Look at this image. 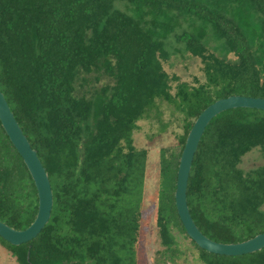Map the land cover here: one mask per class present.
<instances>
[{
    "label": "trees",
    "instance_id": "1",
    "mask_svg": "<svg viewBox=\"0 0 264 264\" xmlns=\"http://www.w3.org/2000/svg\"><path fill=\"white\" fill-rule=\"evenodd\" d=\"M176 53L197 57L204 80L177 82L172 93L177 77L162 62ZM102 77L98 87L81 88ZM0 91L52 193L49 218L34 238L18 245L0 238V244L17 264H134L136 204L115 201L99 210V189L88 196L85 186L105 181L107 162L120 159L127 167L137 160L131 132L162 102L183 114L186 134L219 97L264 98V0H0ZM185 134L178 151L161 159L153 219L162 254L170 255L174 228L201 264H264V246L225 256L186 235L173 202ZM253 148L264 157V110L226 109L203 129L186 203L212 240L241 241L264 230V164L238 166ZM116 168L114 196L126 193ZM36 203L27 169L0 126V220L24 228Z\"/></svg>",
    "mask_w": 264,
    "mask_h": 264
},
{
    "label": "rangeland",
    "instance_id": "2",
    "mask_svg": "<svg viewBox=\"0 0 264 264\" xmlns=\"http://www.w3.org/2000/svg\"><path fill=\"white\" fill-rule=\"evenodd\" d=\"M201 66L197 57H192L187 53H176L162 62V68L168 76L177 77V80L170 81V91L173 93L176 90L177 82H185L189 85L202 82L204 77ZM100 79L97 82L83 85L81 88H96L104 82L103 77ZM183 123V114L175 111L169 104L162 102L154 109L151 108L144 117L136 121L137 127L131 132V139L137 150V160H133L127 167L122 165L120 159L105 162L111 167L110 171L104 175L105 181L100 183L101 179H98L85 186L88 196H93L94 191L99 189L101 199L94 200L99 210L107 211L108 206L114 204L115 201L116 203L136 204L139 216L136 221L137 236L132 249L135 256L134 264H201L197 250L174 228H170L175 241L174 247L172 246L174 241L171 239L170 255L162 254L163 246L160 244L153 219L157 195L160 196L161 168L165 169L161 159L170 152L178 151V146L185 134ZM261 164H264V157L258 149L253 148L241 157L238 166L246 170ZM117 166H120L123 179H126V181L123 179L119 181L124 186L126 185V193L114 196L112 193L119 186L112 172L117 169ZM100 201L105 202L100 203ZM261 208L264 210V202ZM112 213L114 212L110 214ZM0 264H17L9 250L1 244Z\"/></svg>",
    "mask_w": 264,
    "mask_h": 264
},
{
    "label": "water",
    "instance_id": "3",
    "mask_svg": "<svg viewBox=\"0 0 264 264\" xmlns=\"http://www.w3.org/2000/svg\"><path fill=\"white\" fill-rule=\"evenodd\" d=\"M244 107L264 110V98L230 94L219 97L207 104L194 118L184 138L178 157L173 191L176 214L186 235L201 249L225 256H238L259 250L264 246V230L241 241L218 242L204 235L194 224L186 203V183L193 153L207 122L226 109ZM0 126L14 147L32 180L37 198L33 219L24 228H13L0 220V238L11 245H18L34 238L47 222L52 193L47 173L36 151L30 146L16 122L2 92L0 91Z\"/></svg>",
    "mask_w": 264,
    "mask_h": 264
}]
</instances>
